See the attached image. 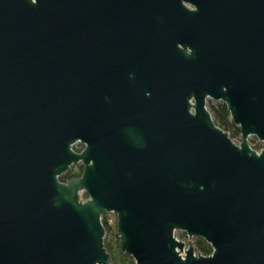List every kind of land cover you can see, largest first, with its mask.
<instances>
[{
  "label": "water",
  "instance_id": "1",
  "mask_svg": "<svg viewBox=\"0 0 264 264\" xmlns=\"http://www.w3.org/2000/svg\"><path fill=\"white\" fill-rule=\"evenodd\" d=\"M250 137L264 0H0V264H110L108 214L134 264H264Z\"/></svg>",
  "mask_w": 264,
  "mask_h": 264
},
{
  "label": "trees",
  "instance_id": "2",
  "mask_svg": "<svg viewBox=\"0 0 264 264\" xmlns=\"http://www.w3.org/2000/svg\"><path fill=\"white\" fill-rule=\"evenodd\" d=\"M210 112L213 116L214 124L218 126V128L225 132H229L231 130L233 131L230 137L232 141H234L236 137L240 136L239 129L235 127L230 121L225 104L219 103L215 106H211ZM74 151L79 152V150ZM75 170L76 168H72L69 172L61 176L59 181L64 183L67 180L80 177L82 173V167H80V169L77 168V171ZM84 196L87 197L86 194ZM101 222L105 230L104 247L111 257L110 264H134L133 259L130 256L120 252L118 248L119 239L116 234V220L114 221V226H111L108 224L107 215H105L101 218ZM195 250L198 255L205 257L211 255L212 253L211 247L203 240H196Z\"/></svg>",
  "mask_w": 264,
  "mask_h": 264
},
{
  "label": "rangeland",
  "instance_id": "3",
  "mask_svg": "<svg viewBox=\"0 0 264 264\" xmlns=\"http://www.w3.org/2000/svg\"><path fill=\"white\" fill-rule=\"evenodd\" d=\"M219 103L220 102H214V101H211V100H207L206 108L209 109V113L211 115L212 120H213V116H212V114L210 112L211 106H215V105H217ZM213 122H214V120H213ZM227 133H228V136L231 137V134L233 133V131L231 130V131H229ZM234 142L238 145L240 143V136L236 137V139H234ZM248 142L256 149L257 152H260L264 148V144L262 142H259L255 137H250L248 139ZM73 148H75L76 150H82V147L80 146V144L74 145ZM77 168H76L75 171H77ZM84 195H85L84 193H81V199H82L83 202L88 199V197H85ZM107 220L110 221V223L112 224L111 226H114V221L116 220V216H114L113 214H108L107 215ZM174 234L185 244V249L188 247V245H193L194 251L196 252V250H195V242H196V240H201V239H199V238H191V239H189L186 236L185 233H182V232H179V231L178 232L176 231Z\"/></svg>",
  "mask_w": 264,
  "mask_h": 264
},
{
  "label": "flooded vegetation",
  "instance_id": "4",
  "mask_svg": "<svg viewBox=\"0 0 264 264\" xmlns=\"http://www.w3.org/2000/svg\"><path fill=\"white\" fill-rule=\"evenodd\" d=\"M80 146L82 147V149H83V146L80 144ZM81 150H79V152H80ZM80 167H82L81 165L78 167V169H80ZM114 215V214H113ZM115 216V215H114Z\"/></svg>",
  "mask_w": 264,
  "mask_h": 264
},
{
  "label": "built area",
  "instance_id": "5",
  "mask_svg": "<svg viewBox=\"0 0 264 264\" xmlns=\"http://www.w3.org/2000/svg\"><path fill=\"white\" fill-rule=\"evenodd\" d=\"M77 144H78V143H77ZM75 145H76V144H75ZM108 224H109V225H112V224L110 223V221H108ZM182 254H183V253H182Z\"/></svg>",
  "mask_w": 264,
  "mask_h": 264
}]
</instances>
